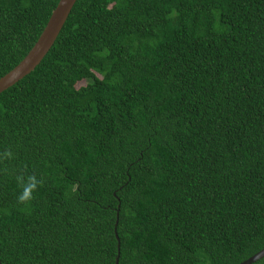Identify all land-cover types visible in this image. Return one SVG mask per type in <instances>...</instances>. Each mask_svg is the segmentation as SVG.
<instances>
[{
  "label": "trees",
  "instance_id": "trees-1",
  "mask_svg": "<svg viewBox=\"0 0 264 264\" xmlns=\"http://www.w3.org/2000/svg\"><path fill=\"white\" fill-rule=\"evenodd\" d=\"M59 2L0 0V79ZM263 249L264 0H78L0 94V264Z\"/></svg>",
  "mask_w": 264,
  "mask_h": 264
},
{
  "label": "water",
  "instance_id": "water-1",
  "mask_svg": "<svg viewBox=\"0 0 264 264\" xmlns=\"http://www.w3.org/2000/svg\"><path fill=\"white\" fill-rule=\"evenodd\" d=\"M77 1L60 0L44 31L28 55L15 69L0 79V94L22 81L41 64L54 46ZM263 258L264 249L241 264H254ZM116 264H119V258H117Z\"/></svg>",
  "mask_w": 264,
  "mask_h": 264
},
{
  "label": "clouds",
  "instance_id": "clouds-1",
  "mask_svg": "<svg viewBox=\"0 0 264 264\" xmlns=\"http://www.w3.org/2000/svg\"><path fill=\"white\" fill-rule=\"evenodd\" d=\"M27 198H30V194L28 195V197ZM23 199V198H22Z\"/></svg>",
  "mask_w": 264,
  "mask_h": 264
}]
</instances>
